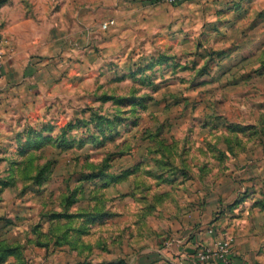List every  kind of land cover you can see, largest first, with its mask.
<instances>
[{
	"label": "rangeland",
	"instance_id": "374dc122",
	"mask_svg": "<svg viewBox=\"0 0 264 264\" xmlns=\"http://www.w3.org/2000/svg\"><path fill=\"white\" fill-rule=\"evenodd\" d=\"M223 232L264 264V0H0V264Z\"/></svg>",
	"mask_w": 264,
	"mask_h": 264
},
{
	"label": "built area",
	"instance_id": "2783aa9c",
	"mask_svg": "<svg viewBox=\"0 0 264 264\" xmlns=\"http://www.w3.org/2000/svg\"><path fill=\"white\" fill-rule=\"evenodd\" d=\"M170 4L182 3L187 0H157ZM109 22L104 23L103 27L107 28ZM213 233V230H210ZM233 239L227 232L215 237L212 243L208 245H199L193 257L196 263L206 264H234L232 260Z\"/></svg>",
	"mask_w": 264,
	"mask_h": 264
},
{
	"label": "crops",
	"instance_id": "0c3cea01",
	"mask_svg": "<svg viewBox=\"0 0 264 264\" xmlns=\"http://www.w3.org/2000/svg\"><path fill=\"white\" fill-rule=\"evenodd\" d=\"M215 235H210V234H203L202 236H196V242L195 244H193L192 246L190 245H181L179 246L177 252L174 251V253L179 254L180 255V259L181 264H206V263H196L193 259L195 252L198 249L199 245H208L210 243H212V241L214 240ZM197 248V249H196ZM160 253H162V255H165L166 252L160 250ZM242 257L239 258L238 256H236V252L234 251V248H232V260L234 264H248L247 262L243 261L242 258L245 257L243 252H239ZM239 254V255H240ZM246 258V257H245ZM167 260H169L168 256L166 257ZM164 261H158L159 264H162ZM165 263V262H164Z\"/></svg>",
	"mask_w": 264,
	"mask_h": 264
}]
</instances>
